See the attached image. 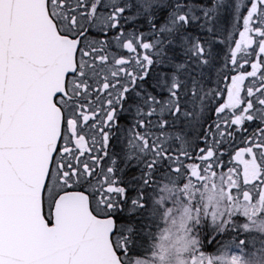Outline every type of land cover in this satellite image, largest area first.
Here are the masks:
<instances>
[{"label": "snow or ice", "instance_id": "6c2138e0", "mask_svg": "<svg viewBox=\"0 0 264 264\" xmlns=\"http://www.w3.org/2000/svg\"><path fill=\"white\" fill-rule=\"evenodd\" d=\"M0 264H264V0H0Z\"/></svg>", "mask_w": 264, "mask_h": 264}, {"label": "rangeland", "instance_id": "374dc122", "mask_svg": "<svg viewBox=\"0 0 264 264\" xmlns=\"http://www.w3.org/2000/svg\"><path fill=\"white\" fill-rule=\"evenodd\" d=\"M215 247V245H213V248ZM213 248H209V249H207L208 251H212L213 250Z\"/></svg>", "mask_w": 264, "mask_h": 264}]
</instances>
